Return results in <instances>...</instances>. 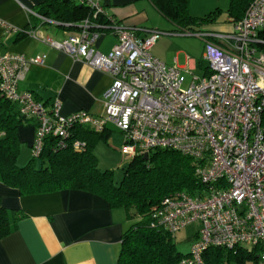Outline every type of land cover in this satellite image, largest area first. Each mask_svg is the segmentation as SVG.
<instances>
[{
	"label": "built area",
	"instance_id": "built-area-1",
	"mask_svg": "<svg viewBox=\"0 0 264 264\" xmlns=\"http://www.w3.org/2000/svg\"><path fill=\"white\" fill-rule=\"evenodd\" d=\"M73 1L90 10L77 32L59 40L36 28L27 33L111 76L103 93L104 113L79 110L62 116L58 99L47 108L32 93L19 92L29 66L43 58L0 52L1 93L35 124L31 156H41L47 137L56 139L55 149L70 145L81 150L85 141L70 139L75 128L103 132L108 125L123 134L122 152L128 158L177 150L194 161L203 187L200 193L179 191L164 197L151 210L150 226L175 234L197 223L196 238L179 264H205L203 255L210 247H258L255 264H264V51L256 46L264 43L259 36L264 31V0H251L229 32H184L204 39L207 72L202 77L152 55L157 29L124 24L100 0ZM0 23L6 32L20 31ZM103 31L116 37L107 52L95 46Z\"/></svg>",
	"mask_w": 264,
	"mask_h": 264
},
{
	"label": "crops",
	"instance_id": "crops-1",
	"mask_svg": "<svg viewBox=\"0 0 264 264\" xmlns=\"http://www.w3.org/2000/svg\"><path fill=\"white\" fill-rule=\"evenodd\" d=\"M44 1L0 0V21L19 30L36 28L42 34L57 40L77 32L43 22L37 14L40 15L39 11L48 10L41 6ZM100 1L109 15L124 24L154 28L147 26L148 10L153 6L149 0ZM229 2L230 0L226 13H222L218 11L220 1L189 0V11L194 17L213 11L219 13L215 14L217 16L211 14L210 22L194 25L193 29L229 32L234 21V17L228 12ZM167 41L168 39L159 37L152 46V55L167 65L179 66L181 63L180 67H188L193 75L197 69L202 70L199 77L206 74L204 52L200 59L194 56L189 61H184L180 55H171ZM115 43V35L103 31L95 46L99 51L107 52ZM0 52L21 53L26 57L40 55L43 58L41 64L29 66L18 84L19 92L32 93L47 108L58 99L59 113L62 116L79 110L93 115L104 113L103 93L112 82L107 73L75 60L68 54L30 37L28 33L6 32L1 23ZM200 60L203 61L201 64ZM111 126L113 125H108L104 132L105 139ZM34 134L33 122L25 123L18 129L20 142L25 143L29 149ZM0 204L8 210L19 209L25 213L16 229L0 239V264H117L121 236L133 222L124 209L111 208L104 198L82 190L65 189L21 195L18 190L0 182ZM196 235L197 233L191 244Z\"/></svg>",
	"mask_w": 264,
	"mask_h": 264
},
{
	"label": "trees",
	"instance_id": "trees-1",
	"mask_svg": "<svg viewBox=\"0 0 264 264\" xmlns=\"http://www.w3.org/2000/svg\"><path fill=\"white\" fill-rule=\"evenodd\" d=\"M149 1L175 26L178 33L192 30L194 25L210 22L212 15L216 14L213 11L203 18L192 16L189 0ZM250 1L230 0L228 12L234 21L242 18ZM41 6L48 10L37 12L45 18L56 20L60 23L58 26L65 30H79L81 21L90 15L87 6L73 0H45ZM27 31L25 28L17 33L26 34ZM259 36L264 39V31H260ZM256 46L264 51V43ZM202 62L200 60L199 64ZM28 122L19 113L16 104L8 100L0 90L2 184L18 190L21 195L65 189L82 190L104 198L111 208L124 209L133 222L121 236L117 264H179L181 258L187 255L188 252L177 249L175 234L150 226V213L154 206L170 194L179 191L200 193L203 184L195 175V164L191 157L169 148L151 151L147 158L138 153L129 158L123 166L121 181L116 182L113 171L102 169L94 153L95 142L99 137H105V131L96 132L78 127L73 130L70 139L85 141L81 150H75L70 145L55 149L56 139L47 137L41 156H31L25 165L19 166L18 129ZM24 217L22 210H8L0 204V239L14 231ZM259 254L258 247H236L231 250L210 247L204 252L203 258L205 264H224L231 260L255 264Z\"/></svg>",
	"mask_w": 264,
	"mask_h": 264
},
{
	"label": "rangeland",
	"instance_id": "rangeland-1",
	"mask_svg": "<svg viewBox=\"0 0 264 264\" xmlns=\"http://www.w3.org/2000/svg\"><path fill=\"white\" fill-rule=\"evenodd\" d=\"M217 1H220V10L218 11L226 13V8L229 0ZM151 7L152 8H149L148 10L149 20L147 26H153L155 29H157L160 32V38L168 39L167 43L170 46L171 55H180V58L184 61H189V59L194 56H196V59H200L202 53L204 52L203 39L194 34L175 32V26L166 17L160 14L158 10L153 8V6ZM218 11H214L213 14L217 13ZM203 17H205V15L202 14L201 18ZM189 31L194 32L196 31V29H189ZM167 32H169L170 34H168ZM169 38L178 39L173 40ZM178 65L180 66L181 63H179ZM184 67L186 68V66H183V68ZM201 75L202 70L197 69L194 72L193 76L199 77ZM123 145V134L113 126L110 127V132L108 133L107 139L99 137L94 145V152L97 157L99 166L102 169H109L113 171L114 179L116 182L121 181L123 177V166H125L129 161V158L122 152ZM30 157V149L25 143L20 142V151L17 159V164L19 166L25 165ZM197 230V223L191 222L175 233L174 242L176 243V247L179 251H189L191 246V240L194 238L195 234L197 233ZM224 264H251V262L246 261L245 263H237L236 261L231 260L230 262L225 261Z\"/></svg>",
	"mask_w": 264,
	"mask_h": 264
},
{
	"label": "water",
	"instance_id": "water-1",
	"mask_svg": "<svg viewBox=\"0 0 264 264\" xmlns=\"http://www.w3.org/2000/svg\"><path fill=\"white\" fill-rule=\"evenodd\" d=\"M147 156H148V155L145 153V154H144V158H147Z\"/></svg>",
	"mask_w": 264,
	"mask_h": 264
}]
</instances>
